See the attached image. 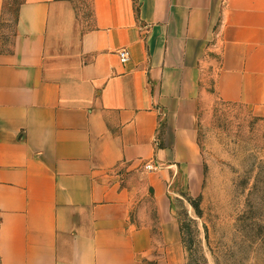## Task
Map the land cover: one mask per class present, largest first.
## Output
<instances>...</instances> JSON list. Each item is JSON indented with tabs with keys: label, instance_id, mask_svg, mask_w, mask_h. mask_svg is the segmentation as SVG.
<instances>
[{
	"label": "crops",
	"instance_id": "1",
	"mask_svg": "<svg viewBox=\"0 0 264 264\" xmlns=\"http://www.w3.org/2000/svg\"><path fill=\"white\" fill-rule=\"evenodd\" d=\"M90 6L23 0L0 48V264H186L174 170L215 100L264 132V0Z\"/></svg>",
	"mask_w": 264,
	"mask_h": 264
},
{
	"label": "rangeland",
	"instance_id": "2",
	"mask_svg": "<svg viewBox=\"0 0 264 264\" xmlns=\"http://www.w3.org/2000/svg\"><path fill=\"white\" fill-rule=\"evenodd\" d=\"M21 1L5 0L0 48L11 47ZM72 1L89 21L90 0ZM196 140L194 158L181 151L170 184L186 264H264V132L258 116L242 104L215 100L201 110ZM191 198H198L199 212Z\"/></svg>",
	"mask_w": 264,
	"mask_h": 264
},
{
	"label": "built area",
	"instance_id": "3",
	"mask_svg": "<svg viewBox=\"0 0 264 264\" xmlns=\"http://www.w3.org/2000/svg\"><path fill=\"white\" fill-rule=\"evenodd\" d=\"M120 56L122 61H126L129 59V51L126 49H123L120 51ZM145 167L149 169H154L156 166L153 161H148L145 163Z\"/></svg>",
	"mask_w": 264,
	"mask_h": 264
},
{
	"label": "trees",
	"instance_id": "4",
	"mask_svg": "<svg viewBox=\"0 0 264 264\" xmlns=\"http://www.w3.org/2000/svg\"><path fill=\"white\" fill-rule=\"evenodd\" d=\"M21 2L19 3V6H20ZM19 6H18V9H17V15H18ZM4 13H5V6H4ZM191 203L193 204L194 208L199 212L200 207H199V200H198V198H191ZM180 228H181V232H183V225H182L181 222H180Z\"/></svg>",
	"mask_w": 264,
	"mask_h": 264
}]
</instances>
